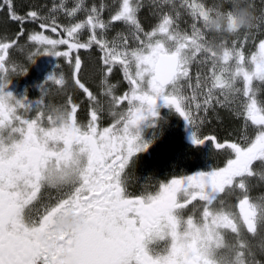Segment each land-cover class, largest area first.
<instances>
[{
    "label": "snow or ice",
    "instance_id": "1",
    "mask_svg": "<svg viewBox=\"0 0 264 264\" xmlns=\"http://www.w3.org/2000/svg\"><path fill=\"white\" fill-rule=\"evenodd\" d=\"M248 2L256 13L248 30L235 29V0L212 6L204 0H149L157 17L150 30L139 18L145 0L91 7L76 0L71 8L63 0L46 15L31 10L23 16L13 0L0 3L21 25L17 39L26 21H39L40 29L60 37L28 35L35 51L27 59L64 58L71 85L63 73L49 76L46 85L59 91L71 86L88 102L82 122L81 104L72 95L54 105L45 102L46 85L34 103L6 91L11 76L27 68L8 67L16 39L0 42V264H264V192L254 195L264 188V0L259 12ZM59 11L68 24L57 22ZM81 12L85 18L76 20ZM182 12L190 17L188 28L180 26ZM222 14L234 32L230 40L208 26L211 15ZM115 25L124 30L109 39ZM249 41L256 50L246 54ZM81 49L100 53L89 61L100 96L83 82L88 65L79 54L72 56ZM117 66L128 84L123 95L115 94L117 85L109 80ZM158 101L188 122L195 145L211 144L229 158L223 167L161 181L137 194L129 191L127 170L151 143L140 125L159 115ZM217 106L242 121L238 142L195 130ZM105 113L114 120L109 127L100 126ZM62 214L80 226L57 232Z\"/></svg>",
    "mask_w": 264,
    "mask_h": 264
},
{
    "label": "flooded vegetation",
    "instance_id": "2",
    "mask_svg": "<svg viewBox=\"0 0 264 264\" xmlns=\"http://www.w3.org/2000/svg\"><path fill=\"white\" fill-rule=\"evenodd\" d=\"M259 36V32L257 33ZM12 40H3L0 42H9ZM21 43V41H17V44ZM256 43V41H255ZM16 44V45H17ZM252 44H254L252 42ZM252 49V47H251ZM67 50V48H65ZM14 52H20V50H9V56L8 58H12L17 62L15 65L19 68H27L26 74H20L16 75L13 74L11 77V82L7 86V90L11 92L13 95H15L17 98H23L27 97L28 101L30 103H34L35 100L41 98L44 85L36 86L38 83H36L35 78V69L39 68L38 60H41L40 57H37L35 62L28 61L27 57L28 54L26 52V55L22 54L21 56H12ZM92 50H79V53L73 52V55L79 54L81 56L82 61L87 62L89 59H91L90 54ZM14 55V54H13ZM28 61V62H26ZM12 63H10L11 65ZM66 65L60 67L58 64L55 66L52 70L53 72L56 70L60 73H63L66 77V79L69 81V84L71 85V68L65 62ZM87 65V63H85ZM32 66V67H31ZM31 67V68H30ZM30 68V69H29ZM64 68V69H63ZM69 68V69H68ZM118 68V66L116 67ZM115 68V69H116ZM88 67L85 69L83 73V82L90 88L91 91L94 92L97 96H100L101 89L97 86V89H99V93L96 89V87L93 85L92 81L88 77ZM114 69L113 73L110 75L109 79L112 77H116L114 72L116 70ZM32 74V75H31ZM23 79V80H22ZM91 81V82H90ZM35 82V83H34ZM126 82H123L122 85H125ZM121 84V83H120ZM30 85V86H29ZM29 88V89H28ZM50 88V91L46 93L44 99L46 103H51L54 105H60L66 102L67 96L72 95L74 100L81 104V110L79 117L82 122L84 117V112L87 110L88 102L87 98L78 90L74 89L73 87H69L65 89L64 91H59L58 86L53 85V87ZM128 91V87L124 88L117 86L115 89L116 95H123L125 92ZM62 92V93H61ZM77 95V96H76ZM103 99V97H101ZM126 107V102L120 106V108ZM218 109H223L217 106L215 111L209 110L207 113V119L203 124L197 123L195 125V130L197 131L198 135L204 136V135H213L216 136L217 139H219L221 142L228 140L231 141V139H234L232 142H238L240 137V131L242 129V121L237 120V122L240 124V129L237 131H234L231 133V135L227 136V138L221 139L216 132H204V125L206 122L211 120H208L213 113L216 112ZM157 111L158 116L154 119H149L148 121H145L140 125L141 128V135L142 137H147L149 141H151L149 145V152L145 153L143 157H140V153H137L134 159V165H132L127 171L129 173V191H132L134 193H139L147 187L149 190H154L155 186L158 185L159 182H167L168 180L174 178V177H180L184 175H193L197 172H209L215 167H223L226 164L227 159L229 158L228 155H226L223 152H217L215 151L214 147L211 144H203V145H195L192 141V135L193 130L191 126L188 124L185 119L180 116L173 108H170L168 106H164L163 102L157 104ZM35 112L28 113V116L34 117ZM171 114V115H170ZM203 116V113H201ZM215 116H217V113H215ZM220 120V119H218ZM166 122V123H165ZM114 123L113 118L108 114L105 113L103 120L101 122V127H109L111 124ZM177 146L176 148V157L179 159H183L180 163H175L174 166H165V167H147L144 163L146 160H155L157 158H160L161 156L164 157L165 153L170 151L174 146ZM212 149L215 153H220L225 156V163H221L219 160H216L214 164H210L208 166H205L204 163V152L205 150ZM200 150V151H199ZM159 153V154H158ZM149 158V159H148ZM172 158V154L170 156ZM262 191V190H260ZM257 192V191H255Z\"/></svg>",
    "mask_w": 264,
    "mask_h": 264
},
{
    "label": "trees",
    "instance_id": "3",
    "mask_svg": "<svg viewBox=\"0 0 264 264\" xmlns=\"http://www.w3.org/2000/svg\"><path fill=\"white\" fill-rule=\"evenodd\" d=\"M87 3L93 4H99V0H86ZM15 9L19 15H26L28 11L36 10L40 12L42 15L48 14L49 10L52 8V6L55 4V0H13ZM252 2L256 5L257 11L259 12V9L261 7V0H252ZM0 3H3V0H0ZM57 18V22L61 25H66V23H69L70 20L64 19L62 15L55 14ZM139 18L141 20L142 25L145 27L146 30H150L151 26H153L157 22V17L152 14V10L148 6V4H145V7H143L140 10ZM63 19V20H62ZM67 20V21H66ZM39 21L32 22V21H26L23 24V36H19L18 34L21 31V25L17 22H13L8 18L6 7L4 9H0V41L3 40H14L16 39L18 42L21 41V43L15 45L13 50H20V52H14V56H21L22 54L26 55V53L29 55V53L32 51L33 46L29 43L27 37L28 35L32 34L33 32L45 31L50 34V30H42L39 27ZM181 28H188L184 27V25H181ZM124 26L123 25H115L112 30L109 31V35H115L118 31H123ZM56 34V33H55ZM57 35V34H56ZM260 35V33H259ZM27 36V37H25ZM87 39V37L81 38ZM230 40L231 37H228ZM258 40H256L257 44ZM30 46V47H29ZM23 48V49H22ZM255 48V45L252 47V49ZM26 52V53H24ZM93 52V53H92ZM90 54L91 59L89 61H97L99 58V51L93 49ZM98 52V53H97ZM87 61L88 66V77L92 81L93 85L97 88L98 86V77L96 74L92 71L93 65ZM90 70V71H89ZM116 77L110 78V81L120 87H128V84L122 85L123 82L126 80L124 79L123 72L120 70V68H116ZM92 75V77H91ZM95 75V76H94ZM123 75V76H122ZM97 78V79H96ZM122 78V79H121ZM121 83V84H120ZM127 83V81H126ZM215 113H217V116H215ZM211 115V117L208 120H211L206 122L204 125V132H216L217 135L223 139L227 138V136L231 135L232 132L237 131L240 129V124L237 122V120L232 116L227 110L225 109H218L216 112ZM220 119V120H218ZM174 148H172L170 151L165 153L164 157L157 158L153 161L146 160L144 163L147 167H165V166H174L177 163H180L183 159L176 157V148L177 146L173 145ZM176 147V148H175ZM178 149V148H177ZM172 154V158H170ZM216 160H219L221 163H225L226 159L223 154L215 153L212 149L205 150L204 152V163L205 166H208L210 164H214ZM209 162V163H208ZM176 163V164H175ZM259 190L264 191V188H258Z\"/></svg>",
    "mask_w": 264,
    "mask_h": 264
},
{
    "label": "rangeland",
    "instance_id": "4",
    "mask_svg": "<svg viewBox=\"0 0 264 264\" xmlns=\"http://www.w3.org/2000/svg\"><path fill=\"white\" fill-rule=\"evenodd\" d=\"M99 1H100V3L99 4H95L96 6H99L102 2L105 3V4H111V2H112V0H99ZM62 2H63V0H55V4H57V5H59ZM75 2H76V0H66L67 7L68 8H71ZM204 2L208 6H212L213 4L220 3V0H204ZM83 3H84V5L86 7H91L92 6V4L91 3H87L86 0H83ZM177 3H179V0H177ZM145 4H149V0H145ZM165 11H169V9L168 8H165ZM55 14L62 15V17L64 19L69 20V18L65 14H63V11H59V12H57ZM84 18H85L84 17V13L81 12V13H78L77 14L76 20H80V19H84ZM107 18H108V12L106 11L104 13V19H107ZM190 23H191L190 17H188L187 15H184L183 12H182V19L180 20V26L183 24L184 27H188V25ZM66 24H68V23H66ZM37 32H40V30H38ZM43 32H44L45 35H48L51 38H54V39L55 38H60L55 33L50 32V34H49V33L45 32V31H43ZM87 35H88V33L85 32V33L82 34L81 38L87 37ZM115 35H112L111 36V34L109 35V33H108V38L111 39ZM25 37H27V36H25ZM30 44H31V42H30ZM257 44H258V42H257ZM254 45L255 44H252V41H249L248 43L245 44L246 54H250L252 51H255L256 50L255 48L254 49H251V47H253ZM65 48H67V46H61L60 50L63 51V50H65ZM32 51H35V48L34 47L32 48ZM75 55H73V58H74ZM12 56H14V55L12 54ZM39 57H40L41 60H38L37 62H38V65L39 64L40 65H39V68L35 69L36 72L34 74L35 75V78H36V83H38V85H36V86H41L42 84H44V86H45L47 83H49V81H48V77L49 76L59 73L56 70L53 72L52 69L55 66H57L58 64L60 65V67L66 65L65 62H67V61L64 58H57V57H54V56H51V55H41ZM8 60L10 61V63H12L11 65L9 63L8 64V67H11L13 64H16L17 63L12 58H8ZM67 64H68V62H67ZM195 71H196V68H195V66H193V69H192V74L193 75H195ZM49 86L50 87H53V85H51V84L46 85V87H49ZM143 139L146 140V141H149L148 136L147 137H143ZM233 140L234 139H231V142ZM149 150H150V148L148 147V149L146 151L141 152L140 153V157H143L145 155V153L149 152ZM256 191L257 192H255L254 195H260L261 192H264V191H260L259 189H257Z\"/></svg>",
    "mask_w": 264,
    "mask_h": 264
},
{
    "label": "clouds",
    "instance_id": "5",
    "mask_svg": "<svg viewBox=\"0 0 264 264\" xmlns=\"http://www.w3.org/2000/svg\"><path fill=\"white\" fill-rule=\"evenodd\" d=\"M228 2H233V0H228ZM236 3L240 6L236 7ZM233 12L236 30H248L252 27L256 13L248 0H235ZM208 26L212 32L222 35L225 38L234 34L233 30L228 28V17L226 14H222L219 17L211 15L208 20ZM79 226V223L71 214H62L55 224L57 232H72Z\"/></svg>",
    "mask_w": 264,
    "mask_h": 264
},
{
    "label": "bare ground",
    "instance_id": "6",
    "mask_svg": "<svg viewBox=\"0 0 264 264\" xmlns=\"http://www.w3.org/2000/svg\"><path fill=\"white\" fill-rule=\"evenodd\" d=\"M64 14V13H63ZM63 20V19H62ZM67 21V20H66ZM30 43V42H29ZM30 47V46H29ZM23 49V48H22ZM93 53V52H92ZM98 53V52H97ZM53 59V58H52ZM26 62H28V61H26ZM86 63V62H85ZM43 64V63H42ZM89 66V65H88ZM32 67V66H31ZM30 67V68H31ZM29 68V69H30ZM52 68V67H51ZM64 69V68H63ZM69 69V68H68ZM116 70V69H115ZM90 71V70H89ZM117 71V70H116ZM36 72V71H35ZM115 73V72H114ZM32 75V74H31ZM95 76V75H94ZM123 76V75H122ZM91 77H92V75H91ZM97 79V78H96ZM122 79V78H121ZM23 80V79H22ZM91 82V81H90ZM126 82V81H125ZM35 83V82H34ZM98 84V83H97ZM125 84H127V83H125ZM44 85V84H43ZM30 86V85H29ZM96 86V85H95ZM125 88V87H124ZM127 88V87H126ZM29 89V88H28ZM97 89V88H96ZM99 89H97V91H98ZM94 91V90H93ZM127 91V90H126ZM62 93V92H61ZM98 93H99V91H98ZM101 93V92H100ZM77 96V95H76ZM36 101V100H35ZM171 115V114H170ZM166 123V122H165ZM200 151V150H199ZM159 154V153H158ZM149 159V158H148Z\"/></svg>",
    "mask_w": 264,
    "mask_h": 264
},
{
    "label": "water",
    "instance_id": "7",
    "mask_svg": "<svg viewBox=\"0 0 264 264\" xmlns=\"http://www.w3.org/2000/svg\"><path fill=\"white\" fill-rule=\"evenodd\" d=\"M162 101H158V104L161 103Z\"/></svg>",
    "mask_w": 264,
    "mask_h": 264
}]
</instances>
